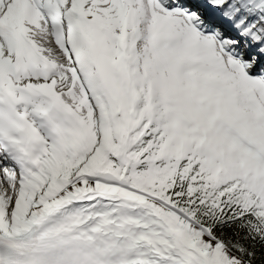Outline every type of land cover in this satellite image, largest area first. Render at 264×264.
<instances>
[{
	"label": "snow or ice",
	"instance_id": "snow-or-ice-1",
	"mask_svg": "<svg viewBox=\"0 0 264 264\" xmlns=\"http://www.w3.org/2000/svg\"><path fill=\"white\" fill-rule=\"evenodd\" d=\"M0 264H264V0H0Z\"/></svg>",
	"mask_w": 264,
	"mask_h": 264
}]
</instances>
